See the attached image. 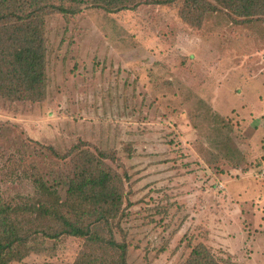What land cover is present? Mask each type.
<instances>
[{
	"label": "rangeland",
	"instance_id": "obj_1",
	"mask_svg": "<svg viewBox=\"0 0 264 264\" xmlns=\"http://www.w3.org/2000/svg\"><path fill=\"white\" fill-rule=\"evenodd\" d=\"M186 2L47 18L44 98L0 97V203L27 207L33 161L62 200L77 166L45 146L78 144L115 154L105 163L122 200L109 227L130 264H183L199 243L225 264H264V18ZM10 215L23 242L10 264L100 253L33 229L57 230L52 217Z\"/></svg>",
	"mask_w": 264,
	"mask_h": 264
},
{
	"label": "trees",
	"instance_id": "obj_2",
	"mask_svg": "<svg viewBox=\"0 0 264 264\" xmlns=\"http://www.w3.org/2000/svg\"><path fill=\"white\" fill-rule=\"evenodd\" d=\"M174 1L0 0V97L13 101H39L44 98L50 54L49 16L59 14L71 18L86 8L115 13L134 10L143 4L161 5ZM191 1L195 7L202 4L201 0H189L186 2L187 12ZM214 1L241 19L264 18V0ZM213 5L209 2L210 10L216 9ZM45 147L54 158L71 160L77 170L69 178L66 196L61 200L54 189L49 190L46 178L38 174L39 166L33 161L35 169L29 177L36 192L26 204L27 207L18 209L14 205L0 203V264H10L16 255L20 258L15 246L23 242L10 211L12 214H23L27 210L35 220L52 217L58 223L55 231L38 228L36 224L33 229L40 231L42 236L49 239L82 237L88 246L97 245L99 254H84L86 256L82 261L78 262L77 257L72 264H130L127 261L128 245L115 241L109 227L110 221L119 212L122 200L120 179L105 163L106 159L115 160V154L100 152L98 156L93 155L79 148L78 144L63 153L52 146ZM78 161L81 165H78ZM183 264L225 263L209 247L199 243L191 248Z\"/></svg>",
	"mask_w": 264,
	"mask_h": 264
},
{
	"label": "built area",
	"instance_id": "obj_3",
	"mask_svg": "<svg viewBox=\"0 0 264 264\" xmlns=\"http://www.w3.org/2000/svg\"><path fill=\"white\" fill-rule=\"evenodd\" d=\"M262 174H264V170H262V172H261Z\"/></svg>",
	"mask_w": 264,
	"mask_h": 264
}]
</instances>
